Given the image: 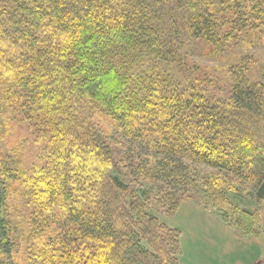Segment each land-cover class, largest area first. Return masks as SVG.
<instances>
[{"label":"trees","instance_id":"trees-1","mask_svg":"<svg viewBox=\"0 0 264 264\" xmlns=\"http://www.w3.org/2000/svg\"><path fill=\"white\" fill-rule=\"evenodd\" d=\"M256 34L264 0H0V264H179L149 207L193 192L258 235L264 82L189 63Z\"/></svg>","mask_w":264,"mask_h":264},{"label":"crops","instance_id":"crops-1","mask_svg":"<svg viewBox=\"0 0 264 264\" xmlns=\"http://www.w3.org/2000/svg\"><path fill=\"white\" fill-rule=\"evenodd\" d=\"M260 218L256 236H244L224 224L216 211L180 202L163 222L179 229V264H264V206H252ZM251 208V209H252Z\"/></svg>","mask_w":264,"mask_h":264},{"label":"rangeland","instance_id":"rangeland-1","mask_svg":"<svg viewBox=\"0 0 264 264\" xmlns=\"http://www.w3.org/2000/svg\"><path fill=\"white\" fill-rule=\"evenodd\" d=\"M189 54H190L189 63L191 66L204 67L206 69V73H208L210 76L220 77L222 81H226V77H227L226 70H227L228 63L242 62L245 58L250 64L251 73L256 78L258 77L264 82V43L259 34H256L255 36H253L250 42H245V40H242V39L236 40L235 43L230 45L228 49L223 51L222 56L219 58L211 57L207 55L205 52L201 50V47L199 48L192 47L191 50H189ZM111 146L114 152L113 154L114 158L117 160H120L119 158L122 157V152L124 151V148L120 149L116 145H113V144H111ZM119 165L122 168L121 175L124 176V179H126L128 183H130L133 186H136V185H142L143 187L147 186L146 183L142 182L140 178H138V182H135L134 178L139 177L138 175L135 177V174H134V176L131 177L129 173H127L126 175L123 174L125 170H128L130 168V161L122 160ZM193 168L198 173L204 172V171H214L212 167L204 166L198 163L193 164ZM241 194L242 195L236 194V193L230 194L231 200L233 201L234 204H237L242 207H247L249 209H251L252 206H257V203H260V202H263V206H264V199L256 201L254 198V193L253 195L251 194L247 195L245 193H241ZM198 198L199 196H197L193 192V195L190 198L180 199L178 201V204L175 210L173 212H170L169 214L165 213L164 209L162 210V208H159L158 205L155 204V201H154L153 204H151V206L149 207V212L153 216H155L161 223L165 224L167 227L177 229L175 227H171L167 225L165 222H163V220H165L166 217L174 215V213L178 209L180 202L182 201H189V202L202 206V204H200L199 201L197 200ZM207 209L215 211L214 209H211V208H207ZM258 219L260 222L259 214H258ZM177 230L179 233L178 235V244H179L180 231L179 229ZM259 231H260V223H259ZM244 236H247V235H244ZM179 253H180V244H179ZM163 264H168V263L164 262Z\"/></svg>","mask_w":264,"mask_h":264}]
</instances>
